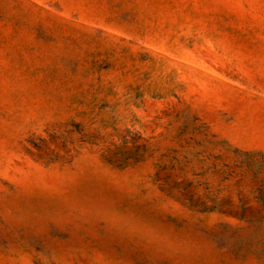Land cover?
Returning <instances> with one entry per match:
<instances>
[{
    "label": "rangeland",
    "instance_id": "1",
    "mask_svg": "<svg viewBox=\"0 0 264 264\" xmlns=\"http://www.w3.org/2000/svg\"><path fill=\"white\" fill-rule=\"evenodd\" d=\"M0 264H264V0H0Z\"/></svg>",
    "mask_w": 264,
    "mask_h": 264
}]
</instances>
